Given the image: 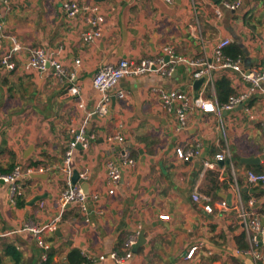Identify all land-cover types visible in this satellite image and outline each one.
I'll return each instance as SVG.
<instances>
[{
    "label": "crops",
    "instance_id": "0c3cea01",
    "mask_svg": "<svg viewBox=\"0 0 264 264\" xmlns=\"http://www.w3.org/2000/svg\"><path fill=\"white\" fill-rule=\"evenodd\" d=\"M65 1L8 0L5 5L0 0V173L16 166L23 174L28 167L45 168L40 177L36 172L23 175L22 193L14 199L9 183L0 181V264H67L73 248L86 257V264H264L244 253L250 243L235 208L237 187L241 197L245 193L258 205L264 203V182L247 178L248 171L264 173V158L245 160L264 154V84L224 109L205 81L195 84L193 67L185 62L176 63L170 74L155 71L122 78L117 88L125 96L111 99L104 115L91 114L87 131L94 139L73 154V172L79 175L75 184L88 194L87 213L71 204L61 210L58 201L67 186L61 165L70 129L82 123L100 98L92 84L100 65L120 58H165V47L179 57L211 58L218 40L227 38L228 45L240 48V66L247 73L264 66V0H225L239 2L235 8L223 0H78L97 3L103 15L101 36L89 43L82 39L91 28L86 14L67 15ZM14 40L21 49L12 54ZM37 46L53 51L67 74L58 78L50 68L26 69L31 49ZM7 54H12V68L1 62ZM212 74L214 79L228 77L233 95L248 91L249 83L238 71L217 68ZM72 83L80 87L83 107L67 92ZM158 88L187 94L185 127H179L173 110L162 106ZM200 93L214 101L216 111L193 104ZM117 130L124 136L123 144L106 139ZM122 145L135 163L123 169L109 194L107 162L119 158ZM177 147H198L199 153L184 161ZM222 153L225 159L216 160ZM205 161L214 164L205 166ZM194 193L200 201L193 200ZM205 196L224 199L229 207L209 213L203 208ZM55 218L56 229L41 233L49 246L45 249L25 226ZM132 234H137L135 243L143 234L142 242L117 263L109 254L124 256V242ZM200 242L201 248L186 258L189 247ZM5 243L15 246L14 256Z\"/></svg>",
    "mask_w": 264,
    "mask_h": 264
},
{
    "label": "built area",
    "instance_id": "2783aa9c",
    "mask_svg": "<svg viewBox=\"0 0 264 264\" xmlns=\"http://www.w3.org/2000/svg\"><path fill=\"white\" fill-rule=\"evenodd\" d=\"M5 5H8V0H1ZM167 3H172L174 0H163ZM226 6L235 8L239 5V2L229 3L225 0L222 1ZM63 9L69 16H75L80 12L86 14V21L90 24L91 28L85 30L82 33V39L85 42H92L102 33V22L103 15L101 13L100 6L97 3L79 2L78 0H66L63 3ZM2 25H0L1 29ZM230 43V40L220 39L216 43L211 58L206 59H190L186 57H179L173 54L171 47H165L164 50L169 54L168 61L163 56L158 57H144L138 61H133L128 58H120L116 63H107L100 65L92 78L93 87L100 93V98L92 112H87L82 123L77 127H72L71 139L68 142L63 162L61 165V172L66 179V187L63 189L58 197L59 205L63 210L67 205H77L80 211L84 214L87 213L88 209V194L81 187L80 184L72 183L71 176L73 174V154L78 143L82 147L88 148L90 141L94 139V135L87 131V122L92 113L96 115H104L107 111L108 105L112 97L123 98L125 91L118 89L117 85L122 78L125 77H138L150 72H159L163 75L170 74L173 66L178 62H185L193 67V78L198 79L204 77L205 85L214 89V77L213 71L217 68H230L241 73V75L249 83L247 92L241 93L240 95H230L227 102L221 104L219 107L224 109L233 108L235 105L246 99L250 93L256 89H263L264 84V66L255 67L244 73L241 69L240 57L232 59L225 56L223 49ZM21 49V44L14 40L11 53L15 54ZM12 54H7L2 57V64L7 68L14 67V62L10 61ZM79 60H76L78 63ZM49 65V67H48ZM26 69H36L39 71H46L49 68L53 70L56 77L61 78L67 74L65 67L60 61L57 60L53 51H47L43 47L37 46L31 49V57L25 63ZM72 75V74H71ZM159 93V97L162 102V106L169 111L173 110L177 117L179 127L183 128L186 126L187 114L190 108V100L186 93L179 90H164L156 89ZM67 92L71 95L79 107H83V103L80 100V87L72 83L68 86ZM193 104L200 107L203 111L214 112L217 109V105L210 98H206L203 93H200L194 98ZM264 129V123H263ZM106 139L110 142L123 144L125 139L120 130L108 135ZM198 146V145H197ZM199 148H188L182 149L181 147L176 148V154L184 161H188L193 156L198 155ZM216 160H224L225 155L216 154ZM135 163L134 159L130 155V151L124 145L120 146L119 158L109 160L107 162V181L109 183L108 193L113 194L115 186L119 183L123 169L131 167ZM205 166H213V161H205ZM22 167L16 166L10 173H0V181L9 183V193L11 198H15L22 192V177L28 176L29 174L36 172L41 173L45 171L44 167L39 168H26L25 173H22ZM82 178L86 177V173L80 174ZM247 178L251 183H263L264 173L248 171ZM238 192V204L235 206L237 210V216L243 229L248 237L250 247L244 251L245 254L250 255L254 261L264 262V203L258 205V201L254 197H250L247 200H243L240 195V189L237 187ZM91 197L95 199L96 194H92ZM194 201H200L201 196L198 193L192 195ZM205 202L203 208L205 211L211 213L214 208L227 209L228 203L224 199H211L210 197H203ZM260 207V209H259ZM162 219H168V215H161ZM58 218L42 225H26V229H30L36 236L38 243L45 249L49 246L42 241L41 233L43 231H53L56 229V223ZM137 240V234L130 235L124 242L127 252L124 256H119L116 252H111L109 256L114 259L117 263H121L131 256L130 248L135 244ZM203 245L202 242L197 243L189 247L186 258H192L199 248ZM238 252H243L239 250ZM105 256L100 255V259ZM43 259L46 256L43 255ZM80 264H86L84 262ZM232 264V263H227Z\"/></svg>",
    "mask_w": 264,
    "mask_h": 264
},
{
    "label": "trees",
    "instance_id": "16d2710c",
    "mask_svg": "<svg viewBox=\"0 0 264 264\" xmlns=\"http://www.w3.org/2000/svg\"><path fill=\"white\" fill-rule=\"evenodd\" d=\"M225 56H228L232 59H236L241 56V50L235 44L227 45L223 49ZM214 90L217 98L218 105L227 102L230 95H233V88L231 86V81L225 75H221L218 78L214 79ZM243 200L249 199L245 193L242 194ZM5 250L9 252L12 256L16 253L15 246L5 243ZM87 261L86 257L82 255L78 248L71 249L67 254V264H80Z\"/></svg>",
    "mask_w": 264,
    "mask_h": 264
},
{
    "label": "water",
    "instance_id": "95a60500",
    "mask_svg": "<svg viewBox=\"0 0 264 264\" xmlns=\"http://www.w3.org/2000/svg\"><path fill=\"white\" fill-rule=\"evenodd\" d=\"M95 1H102V0H95ZM214 1H217V0H214ZM168 59H169V57L167 55L165 57V60L168 61ZM48 67H49V65H48ZM203 81H204V77H200V78L195 80V84L200 86ZM114 98L115 97H112V99H114ZM76 147L79 148V147H82V146H81L80 143H78ZM260 158H264V154L261 155V157H251V158H248V159H245V160L247 162H249V163H255V162H258L260 160ZM40 176H41V174H39V173L35 174V177H40ZM78 179H79L78 172L74 171L72 176H71L72 183H75V181L78 180ZM36 198L38 199V197H36ZM56 232H58V230H56ZM142 235L143 234L140 235V240L137 243L134 244V247L138 246L142 242V240H143V236Z\"/></svg>",
    "mask_w": 264,
    "mask_h": 264
}]
</instances>
